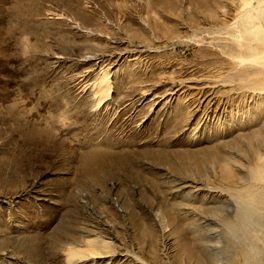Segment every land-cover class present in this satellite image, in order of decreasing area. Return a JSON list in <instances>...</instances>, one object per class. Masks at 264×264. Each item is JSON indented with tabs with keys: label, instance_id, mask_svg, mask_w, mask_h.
Returning <instances> with one entry per match:
<instances>
[{
	"label": "rangeland",
	"instance_id": "374dc122",
	"mask_svg": "<svg viewBox=\"0 0 264 264\" xmlns=\"http://www.w3.org/2000/svg\"><path fill=\"white\" fill-rule=\"evenodd\" d=\"M251 4L261 57L264 0H0V264H264L223 220L264 153Z\"/></svg>",
	"mask_w": 264,
	"mask_h": 264
},
{
	"label": "bare ground",
	"instance_id": "6f19581e",
	"mask_svg": "<svg viewBox=\"0 0 264 264\" xmlns=\"http://www.w3.org/2000/svg\"><path fill=\"white\" fill-rule=\"evenodd\" d=\"M257 4H259V2ZM258 8L260 7H256V5L253 4L245 7V10H243L238 20L234 21L233 24L234 26L236 24L237 25L236 27L238 29L239 21L242 22V28L241 29L239 28L238 30L239 34L236 37V42L239 43L238 44L239 49H244L249 53L242 56L243 53L241 52V55L237 56V60L248 64L260 63L258 62V60L261 61L262 58H264L263 55L261 56L262 57L261 58V57H257L258 55L256 54V52H258L259 49L261 48L260 47L258 48V46L255 45V41H259L261 45L263 44L262 38H260L261 37L259 33L260 30L258 31V28L256 27L257 25L256 21H258L259 18L261 17V13L258 12ZM111 9H113V7ZM125 17L127 18V16ZM241 22L239 24H241ZM244 73L247 77L261 76L259 81L260 84L259 88L264 91V70L261 69L260 71L254 72V69L253 70L247 69L244 71ZM105 81L106 79L102 78L100 79L99 84L104 85L106 83ZM256 82L257 81H255L254 83ZM101 94H103L102 95L103 98L101 97L97 100L96 102L97 107L102 103L104 97L105 98L107 97V95L109 94V90L107 91L105 89H99L98 91H96L95 96L99 97V95ZM254 137H252L250 141H252ZM263 141H264V137H263ZM249 144L250 146L253 145L254 147L253 141L249 142ZM256 147H258L256 148V154L251 158V162L249 163L247 169V178L243 180L242 182L243 184L241 186H236V187L235 185L229 184L231 195L235 200V212L232 216H226L225 218H223L225 225L229 229L228 232L231 234V236L236 237V231H241V233H243V237L246 242V243L244 242L246 247L244 248L246 249L245 252L247 253L246 255L248 256L247 258L245 256V259L248 260H249V256H252L254 258L256 255L260 253V251L255 247L254 239L257 238L261 242L264 239V153L261 154L258 152V150H260L259 143L256 145ZM256 155H258L257 158L255 157ZM202 164L203 163L201 162H198L196 164L197 172L199 175L203 173ZM226 164L228 165V162ZM224 170H225L224 179L226 181H229L233 176L232 175L233 171L231 172V170L228 167ZM257 232L260 233V236ZM108 247H109L108 242L96 236L86 239L84 245H77V246L74 245V247H70L66 249V251L69 256L68 259L74 260L76 258L83 259L88 257L101 256L107 253L106 250L108 249ZM108 253H110L109 250ZM255 260L257 262V258H255Z\"/></svg>",
	"mask_w": 264,
	"mask_h": 264
}]
</instances>
